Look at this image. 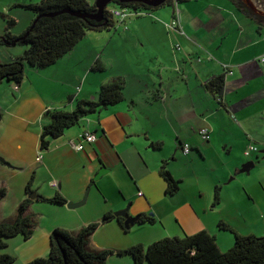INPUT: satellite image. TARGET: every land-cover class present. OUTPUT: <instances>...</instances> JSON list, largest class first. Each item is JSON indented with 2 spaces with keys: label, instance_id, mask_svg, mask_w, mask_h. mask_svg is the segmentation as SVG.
I'll return each mask as SVG.
<instances>
[{
  "label": "crops",
  "instance_id": "obj_1",
  "mask_svg": "<svg viewBox=\"0 0 264 264\" xmlns=\"http://www.w3.org/2000/svg\"><path fill=\"white\" fill-rule=\"evenodd\" d=\"M251 2L189 0L180 3V27L171 31L163 22L174 18V7L168 9L163 5L155 10L158 14L150 13L154 18L140 16L128 21L132 27L125 26V34L119 35L120 40L116 42L125 54L110 50L106 55V46L100 42L94 44L92 40L87 42L83 58L72 63L80 65L75 71L68 60L85 41V34L68 53L45 67L48 71L60 69L56 83L66 88L49 92L44 87L43 90L51 93L50 102L40 94L38 84L28 80L25 84L24 80L17 84L16 90L12 89L15 84L10 90L6 89V97L0 103V123L7 113L13 122L24 125L17 133L9 132L0 141V154L16 164L27 158V153L24 154L16 141L35 138L36 143L30 149L36 152L43 126H37L38 120L45 118L47 111L65 108L72 102V86H78L75 82L80 76L84 81L89 78L88 69L96 71L93 68L99 64L101 74L93 77V88L87 89L81 99H97L99 87L116 77L122 79L125 95V100L81 119L84 122L73 126L76 129L71 127L60 137L50 139L38 161L39 152H36L30 165L42 166L32 173L28 182H31L30 190L39 198H30L27 209L34 218L35 227L28 238L18 235L8 239L5 251L16 257L14 264H26L47 256L55 229L75 234L93 222L98 223V227L90 238L88 249L112 250L106 264L119 256L117 250L131 245H148L164 237L211 228L203 222L204 214L186 195L181 182L188 169L195 173V164L206 162L216 154L223 158L218 149L227 154L235 152L243 162L244 156L249 158L259 151L248 156L242 152L247 143L252 144L251 136L264 139V62L259 61L264 56V11ZM23 4L26 3L20 1L7 7H23ZM4 5L2 9L7 10ZM118 26L115 25V30ZM133 36L139 39L134 40ZM4 53L5 56L0 54V62L23 54L20 50ZM28 67L35 73L45 71V68ZM227 69L232 74H227ZM221 74L225 75V83L219 103L206 88V83ZM84 87L85 84L81 92ZM203 128L210 131L208 141H203L199 135ZM85 131L93 132L96 141L83 142V150H74L69 140L78 141ZM184 144L190 146L187 154L183 153ZM99 163H104L108 171L94 181ZM233 163L224 165L219 160L214 164L219 168L215 173L216 182L233 172L236 168ZM163 165L179 181L180 188L173 194L167 193L166 182L160 175ZM37 178H46L44 189L34 188ZM52 180L57 182L56 187L50 186ZM26 185L22 200L29 196ZM216 186L221 190L220 185ZM88 188L85 204L77 208L54 205L41 198H51L58 192L67 201L78 202ZM127 206L129 215L151 214L155 223L138 221L125 228L124 218L120 223L114 213ZM14 216L0 219V222L12 220ZM104 216L109 217L104 219ZM181 216L192 226L178 232L170 219L180 220Z\"/></svg>",
  "mask_w": 264,
  "mask_h": 264
},
{
  "label": "trees",
  "instance_id": "obj_2",
  "mask_svg": "<svg viewBox=\"0 0 264 264\" xmlns=\"http://www.w3.org/2000/svg\"><path fill=\"white\" fill-rule=\"evenodd\" d=\"M189 0H167L164 5H173V2L184 3ZM163 6V5H161ZM161 6H151L140 1L122 2L112 7H120L135 12L144 11L152 13ZM32 10L35 18L32 23L19 35L12 33L11 28L16 24L15 18L9 14L0 13L7 18L4 33L0 35V45L9 46L25 44L27 48L22 56L9 61L0 62V85L4 82H13L16 85L25 78V64L34 68H45L55 63L59 58L68 53L86 34L87 31H101L115 27L119 21L112 17L108 8L104 12L102 21L84 19L68 12H59L65 9L93 13L94 4L88 0H40L37 3L23 5ZM135 17V16H134ZM126 21V20H125ZM120 22V23H124ZM95 70H100L96 64ZM225 75H217L206 83V88L218 100H222ZM125 100L123 81L113 78L100 86L97 99H79L72 110L53 109L44 116L48 121L43 124L39 147L46 150L49 140L63 135L81 121L84 117L98 112ZM160 175L167 185V193L173 194L179 190V181L174 179L163 165ZM29 181L26 185L27 196L18 205L12 220L0 222V264H14L16 257L5 251L10 238L22 235L28 238L35 227L32 215L27 213L31 203ZM219 187H215L214 203L219 202ZM5 196V190L0 189V200ZM44 201L65 204L66 198L56 193L51 198L41 197ZM109 216H104V219ZM120 223L123 218L118 217ZM151 214H141L139 222L155 223ZM98 227L93 222L82 227L75 234H70L60 229H55L51 234V244L47 256L38 257L26 264H106L112 250L100 249L90 251L88 245L90 238ZM219 229L228 230L234 234V244L222 252L215 242V236L206 230L182 236L164 237L154 242L143 245H131L125 249L117 250L119 255H130L134 264H264V235L241 234L229 224L221 222Z\"/></svg>",
  "mask_w": 264,
  "mask_h": 264
},
{
  "label": "rangeland",
  "instance_id": "obj_3",
  "mask_svg": "<svg viewBox=\"0 0 264 264\" xmlns=\"http://www.w3.org/2000/svg\"><path fill=\"white\" fill-rule=\"evenodd\" d=\"M20 1L22 3H26L23 5H29L37 3L40 0H0V13L9 14L16 20V24L11 28L12 33L16 35L21 34L33 22L35 18V13L32 10L18 6H14L12 8L7 7L8 5H10V3H17ZM88 1L91 4H94L96 0ZM254 3L262 11H264V0H252L251 4ZM3 5L7 7V10L2 9ZM112 5L113 3L109 4V6ZM173 5V7L177 9L182 4L173 2ZM165 6L168 9L172 7V5L168 4ZM153 13H157V11ZM140 16H151L152 18L155 17L150 13L135 17ZM135 17L130 16L126 18L125 22L127 24L125 22V24L117 23L119 24V26L116 28V30L115 27H112L111 29L101 31H87L85 41H83V43L79 45L76 52L72 55V58L68 60V64H70L75 71H78L80 69V65L78 67V64L73 65L72 63L75 62L77 58H83V53L86 50L87 42H90L92 40H94V44H99L100 42L102 45L106 46V51L104 52L106 55L110 52V50H117V52H123V54H125V50L121 49L122 46L118 45L116 42L120 40L119 37L121 35L125 34V26H127L128 28L132 27L131 23H128V21ZM155 19L157 20V22L160 21L158 17ZM165 23L166 22H163L164 26ZM6 25L7 18L3 17L0 14V35H2ZM165 28L168 29L166 26ZM168 30L171 31L170 28ZM262 36H264V34ZM132 38L136 40L139 39V36H133ZM26 48L27 45L25 44H17L14 46H7L3 44L0 45V54L5 56L4 51L6 50H20V52L23 53L22 51H24ZM102 61L106 62V59H103ZM44 70L45 71L41 72L36 71L37 73H35V70L29 71L28 65L25 64V79L23 84H25L26 80L30 81L31 84L33 82L34 84H38V91H41L40 94L44 97L45 101L50 102L51 93L49 94L48 92L43 90L44 87L49 92L51 89L59 92L65 90L66 88L56 83L58 81V77L60 76L59 74H61L60 69H57L56 71L55 69L54 71L53 69H51L50 71H48V69L45 68ZM88 73L90 75L86 81H84L85 78H83V76H80L77 82H75L78 86H72L73 88L71 89L70 93V95L73 96L72 102L68 103V106H65V108L62 107L61 109L70 110L72 107H75L77 104V100L83 98L86 90L93 88V77L95 75L101 74L99 70L90 72L89 69L87 70L86 75ZM14 84L15 83L13 82L4 81L0 85V103L2 102V99L6 97V89L10 90L11 85ZM83 84H85V87L81 92ZM12 89L16 90L14 88ZM72 104L73 106L71 107L70 105ZM5 114L6 115L4 120L0 123V141H3L5 139L7 133L12 131L17 133V131L21 129V125H24L22 123L21 125H18L17 122H13L14 120L12 119V117H7V113ZM45 118L38 120L37 126L46 123ZM82 122L84 121H81V123ZM32 128H34V126ZM73 128L76 129L77 127ZM251 138L253 141L252 144L247 143V145L243 148V151H241L244 153L249 145H254L258 148V153H252V156L249 158L243 155L244 157L242 162L239 157L235 156V152H233L232 154H227L226 152L221 151L222 149H218L223 158L218 157V155L216 154L214 157L209 158L206 162L195 164V173L188 169L187 173H184L185 179L181 182V188L184 189L186 195H188L193 200V204L198 208L199 211L202 212L201 214H204V217H202L203 222L205 223V225L209 224V226L211 227L208 228L207 231L215 236V242L222 252L226 251L234 244V234L228 230L219 229V224L221 222L229 224L238 233L241 234L253 233L256 235H264V139L254 136H251ZM16 142H18V144L22 146V151L25 152L24 154L27 153V158L22 162H17L18 164H16L9 161L7 158L0 154V156H2L9 163L8 166L0 162V189L3 188L6 195L4 200H1L0 202V219H9L15 215L16 209L20 204V201L22 200L24 186L30 179L32 173L35 170H40V167L42 166L38 164L30 165V162L36 156L37 151L39 152L40 156V152H42L43 154L45 152V150H41L40 147L37 146L36 152L34 150L33 153V151L30 149V146H33L36 143V140L33 137H26V139H22V141L18 140ZM37 144H39L38 139ZM219 160H221L224 165L234 161L236 166L233 167L236 168H233L232 173L229 174L228 172L216 182L215 173L219 171V168H215L214 164L218 163ZM247 161H253L254 166L248 172H237ZM19 165H21V167H19ZM45 181L46 178H37V181L34 184V188L40 187V189H44ZM216 185L221 186L219 204L214 203ZM134 194L138 199V193L135 191ZM54 205L56 204L54 203ZM203 210H206V213H203ZM170 217L171 216H169L168 218ZM185 219L186 218H182L181 216L180 220L179 218H172L170 219V221L174 229L179 232L183 229V227L189 228L192 226ZM109 264H134V262L130 255H117L109 260ZM142 264L147 263L143 262Z\"/></svg>",
  "mask_w": 264,
  "mask_h": 264
},
{
  "label": "water",
  "instance_id": "obj_4",
  "mask_svg": "<svg viewBox=\"0 0 264 264\" xmlns=\"http://www.w3.org/2000/svg\"><path fill=\"white\" fill-rule=\"evenodd\" d=\"M128 1H140V2H143L145 4L155 6V7L164 5L167 2V0H96L94 3L95 11L93 13H82L80 11H72V10L65 9V10H62L59 12L51 13L50 15H55V14L60 13V12H68V13L75 15V16H78L80 18L92 19L95 21H102L104 18V12L108 8L110 3H114L115 5H118L122 2H128ZM33 23L34 22H32V25H33ZM0 162L9 166V163L2 156H0ZM99 164H100V168H99L98 172L96 173V175L93 177L94 181L98 180L106 171H108V168L104 163H99ZM253 166H254L253 161H248L242 165V167L238 170V172H240V173L248 172ZM88 190H89V188L85 191L83 198L80 201H78V202L67 201L66 206L68 208H77V207L84 205L86 202V199H87ZM30 198L31 199L39 198V195H37L35 192L32 191L30 193ZM114 215L117 217L124 218L125 228H129V226L138 222L139 218H140V214L135 215V216L129 215L128 214V206L122 210H118L117 212L114 213Z\"/></svg>",
  "mask_w": 264,
  "mask_h": 264
},
{
  "label": "built area",
  "instance_id": "obj_5",
  "mask_svg": "<svg viewBox=\"0 0 264 264\" xmlns=\"http://www.w3.org/2000/svg\"><path fill=\"white\" fill-rule=\"evenodd\" d=\"M110 14L112 17L116 18L119 23L120 22H123L126 20V18L130 17V16H139V15H144V14H148L144 11H141V12H135V11H132V10H128V9H125V8H120V7H112V8H108ZM165 26L171 30L173 29H176V28H179L180 27V24H179V9L177 8H174V18L170 21V22H166L165 23ZM178 47V45H177ZM259 61L261 63L264 62V56H262L261 58H259ZM226 73L227 74H232V71L230 69H227L226 70ZM14 89H17V85L15 84L13 86ZM199 135L201 137V139L203 141H208L209 140V137H210V131L209 129L207 128H203L199 131ZM97 139L96 135L93 133V132H90V131H85L83 132L82 134L79 135V140L78 141H74V140H69V146L72 147L74 150H77V151H80V150H83L84 148V145H83V142H89V143H93L95 142ZM183 153L184 154H187L190 150V146L189 144H184L183 147ZM258 148L254 145H249L246 150L244 151V154L246 156L250 155L251 152H255L257 151ZM41 156L38 154L37 156V160H40ZM50 185L53 186V187H56L57 186V182L55 180H52L50 182ZM139 195H142L141 192H139Z\"/></svg>",
  "mask_w": 264,
  "mask_h": 264
},
{
  "label": "flooded vegetation",
  "instance_id": "obj_6",
  "mask_svg": "<svg viewBox=\"0 0 264 264\" xmlns=\"http://www.w3.org/2000/svg\"><path fill=\"white\" fill-rule=\"evenodd\" d=\"M238 1H240V0H238ZM244 5V4H243ZM244 6H246V5H244ZM247 7V6H246ZM249 8V7H248Z\"/></svg>",
  "mask_w": 264,
  "mask_h": 264
}]
</instances>
